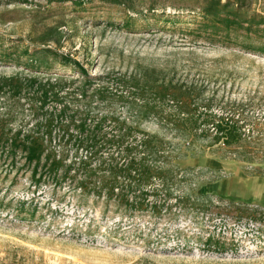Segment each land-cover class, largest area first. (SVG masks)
Instances as JSON below:
<instances>
[{
    "label": "rangeland",
    "instance_id": "obj_1",
    "mask_svg": "<svg viewBox=\"0 0 264 264\" xmlns=\"http://www.w3.org/2000/svg\"><path fill=\"white\" fill-rule=\"evenodd\" d=\"M0 264H264V0H0Z\"/></svg>",
    "mask_w": 264,
    "mask_h": 264
},
{
    "label": "trees",
    "instance_id": "obj_2",
    "mask_svg": "<svg viewBox=\"0 0 264 264\" xmlns=\"http://www.w3.org/2000/svg\"><path fill=\"white\" fill-rule=\"evenodd\" d=\"M217 128L226 134H237L238 128L232 125H217ZM91 138V143H93L92 148L95 146V135L89 134ZM17 138H11V145L15 147ZM28 143V142H27ZM142 146L147 149L151 147V143L148 138H145L142 142ZM24 147V146H23ZM25 149L28 150V158L32 161L37 159L36 165L40 164L41 155L44 151L41 149V146L37 144H28L25 145ZM132 148L127 149V155H130ZM146 151L143 150V155ZM131 158L124 165H120L116 157L112 156L109 165L111 176L108 180L105 181L103 185L106 188L107 193L114 194L118 196L123 202L127 203L126 205L130 208H138L142 204H146L148 200V192L145 190V186L149 183L151 176V166L147 163V157L141 156L140 158L130 156ZM49 156H47L44 165L49 161ZM62 160H52L49 164V167L56 166L58 162ZM89 161V156L81 158L79 165L83 167ZM143 187V188H142Z\"/></svg>",
    "mask_w": 264,
    "mask_h": 264
}]
</instances>
